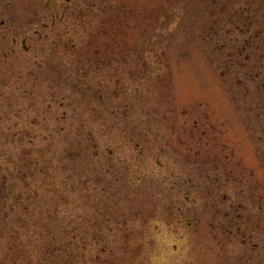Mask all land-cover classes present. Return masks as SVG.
Segmentation results:
<instances>
[{
  "label": "rangeland",
  "instance_id": "1",
  "mask_svg": "<svg viewBox=\"0 0 264 264\" xmlns=\"http://www.w3.org/2000/svg\"><path fill=\"white\" fill-rule=\"evenodd\" d=\"M0 264H264V0H0Z\"/></svg>",
  "mask_w": 264,
  "mask_h": 264
}]
</instances>
